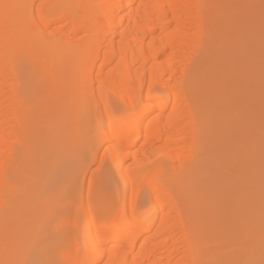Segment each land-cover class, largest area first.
<instances>
[{
  "label": "bare ground",
  "instance_id": "6f19581e",
  "mask_svg": "<svg viewBox=\"0 0 264 264\" xmlns=\"http://www.w3.org/2000/svg\"><path fill=\"white\" fill-rule=\"evenodd\" d=\"M254 1L0 0V264H24L53 211L40 218L43 135L52 143L73 116L83 125L109 112L108 95L120 117L83 129L88 166L96 142L110 144L103 188L115 204L80 199L66 264L257 263L262 214L234 176L250 173L264 143L249 128L264 31L223 12ZM147 148L159 153L140 158Z\"/></svg>",
  "mask_w": 264,
  "mask_h": 264
},
{
  "label": "rangeland",
  "instance_id": "374dc122",
  "mask_svg": "<svg viewBox=\"0 0 264 264\" xmlns=\"http://www.w3.org/2000/svg\"><path fill=\"white\" fill-rule=\"evenodd\" d=\"M224 4L226 7L224 6ZM224 4L221 5L223 6V8L225 7L223 12L226 11L225 14L228 16L230 12H232L233 14L235 13V15L237 14L236 17H238V22L239 20L242 21V22H239L241 23L239 25L244 27L243 31L250 30L252 32H257L258 29L259 31H264V19H262L261 0H256V2L255 1L254 2H227V3L224 2ZM227 8L228 9L230 8L231 11L227 10ZM220 9L221 8H219V10ZM232 13L230 15H232ZM254 29L257 31H254ZM245 35H247V32L245 33ZM253 36L256 37L255 35ZM261 36L263 35L261 34ZM247 37L252 38L250 36H247ZM247 37H245L246 40L249 39V38L247 39ZM245 39H242V40H245ZM246 40L244 41L245 42L244 44L247 43ZM251 40H254L255 42V39H251ZM258 42L263 43L264 36L261 37V40L259 38V41L257 40V43ZM257 46L261 47V44H258ZM262 52L264 53V48H263V51H261V53ZM263 53L262 54L259 53L261 55L260 57H262V60L264 59ZM260 67H263V68L261 69L260 74L257 76L258 78L254 77L255 83H253L254 89L258 91V98H260V105H258L260 106V111L257 108L259 112L256 114V116L253 115V119L255 123L249 125V128L252 127L254 131L258 128L257 129L259 131L258 133H260L262 135V138H264V102H262L264 99V61H262V64L260 65ZM108 98L110 100V106H111V109L109 112H106V113L101 112L99 113L100 115L98 114V116L92 115L89 118V120L86 122V124L84 123L85 125L80 124L81 123L79 122L80 120L76 119L78 118L77 116H73L72 117L73 119L70 118L69 124L67 123L68 126L66 125L67 127H65V129H60L59 126L56 127V130L54 131V137H53L54 141H52V143L50 139L51 134L46 135V136L43 135L44 143L42 147V154L40 156V162H38V167H40L39 177H38V183H39L38 184V188H39L38 189V200L40 201V206L42 207L46 206V208L45 210L41 209L40 218L44 217L45 211L49 213L50 210L51 211L53 210L56 212V223L53 226V228L40 231L43 233H39L38 235L42 234V236L37 237V239L39 237L40 238L36 243L37 247L34 246L37 249H34L36 251H33L32 253L33 255H30V257L25 261L24 264H66L67 258L71 254L72 240H71V237L69 236V233L73 231L72 221H74L77 213H79L80 199L87 200L90 197H92V199L94 198L97 200L98 204H100L102 207H105L107 212H110L109 210H111V208L114 206L115 204L114 201L110 200L109 196H107V194L109 193V188H106V190L108 189L107 191L103 188L104 184L110 181V180L109 181L107 180L106 182V179H110L109 178L110 175H108L109 173H106V171L109 172V170H107L109 169V167L107 168L108 160L105 159L106 157L105 155L108 156L106 152V147L109 149L108 145L110 144L103 141L102 138H101V141L96 142V145L98 144L97 146L99 150L97 149L98 153H96L95 159L94 160L92 159V162L88 166V163H89L88 150L91 148L90 146L92 142L86 137L87 133L89 132L88 129L92 130V128H95V123H96L97 118L102 119V122L105 123L109 114L115 117H120V115L122 114L121 109H119V107H117V104L113 102V99H114L113 96L108 95ZM227 99L230 100V107L233 108L236 105H239V102L235 101V97L233 95L228 94ZM255 112L256 111H253V113ZM259 121L260 123H258ZM253 126H255L256 129ZM81 128L82 129L87 128L86 131L88 130V132L84 131L85 129L82 130ZM151 131L148 133H151ZM143 135L144 134L141 131L140 135H136L135 138L143 137ZM250 136L251 135H249V137ZM256 140L253 139V141L255 142ZM141 141L142 140H140L139 143H142ZM260 141H262V139ZM249 142L251 141H248V143ZM255 146L256 147L258 146L257 148H259V144H256ZM263 146H264V143H263ZM263 146H261L262 147L261 150L258 149L257 150L258 152L256 151V153H260V155L259 154H256L257 156L254 155L255 158L258 157V159L251 164V167L249 170L250 173L254 171V170H251V168L254 165L257 166L259 170H261L260 172L258 170L256 172L257 168H255V172H252V174L258 173V174H255L256 176L253 174L255 176L254 178L256 179L250 177L251 176L249 175L250 173H247L244 176L240 174H236L234 176V178L241 177L240 182H242L244 184V187L246 186L247 188L243 190L244 195L248 197L247 199L251 198V196L257 198V199L255 198L254 205L252 206L253 209L255 208L258 210L257 211L254 209L253 211L255 214V217L257 215L255 213L256 211L261 212L260 214H262L261 216L258 215L260 218H258L257 222L254 221V224L256 222L255 234L256 236L260 235L259 236L260 242H256V244H259L262 247L261 248L259 246L258 247L259 249H255L256 251L254 250L255 254L252 257L257 258L256 261H254L255 259L253 260V262H257L254 264H262V261H264V241H263L264 240V179H263L264 178V147ZM154 150L151 151L150 148L144 149L143 155H140L139 157L140 158L155 157L156 154L159 153V151L155 152ZM128 157L129 158L127 159V162H132L136 158L134 154H130L128 155ZM105 162H107V164ZM234 169L235 170L237 169V164H235ZM258 176L259 178H257ZM94 177H97V179L96 178L94 179ZM242 177H244L245 179ZM99 180H102V183H100L101 181ZM81 183H83V186H80ZM136 190L137 189H135V191ZM248 195H250V197ZM146 201L147 199H144L143 195H140L139 204L144 205ZM252 207H250V209ZM44 218L46 220H43V221L41 220L42 225H45L48 219L46 218V216ZM76 225L78 226L80 225V218L76 219ZM41 229L42 227H40V230ZM261 241H263V245H261ZM255 247L257 248L256 245ZM78 255L82 259L83 254L80 253ZM100 264H103V261L100 262Z\"/></svg>",
  "mask_w": 264,
  "mask_h": 264
},
{
  "label": "snow or ice",
  "instance_id": "6c2138e0",
  "mask_svg": "<svg viewBox=\"0 0 264 264\" xmlns=\"http://www.w3.org/2000/svg\"><path fill=\"white\" fill-rule=\"evenodd\" d=\"M261 11H262V19H264V0H261ZM55 223H56V212L53 211L51 213V215L48 217L46 224L42 226L41 230L44 231V230H47L49 228H53ZM105 227H106V225L100 224L97 227V231L102 232ZM262 264H264V261H262Z\"/></svg>",
  "mask_w": 264,
  "mask_h": 264
}]
</instances>
